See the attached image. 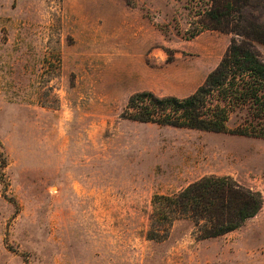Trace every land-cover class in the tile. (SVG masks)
I'll return each mask as SVG.
<instances>
[{"label": "rangeland", "instance_id": "obj_1", "mask_svg": "<svg viewBox=\"0 0 264 264\" xmlns=\"http://www.w3.org/2000/svg\"><path fill=\"white\" fill-rule=\"evenodd\" d=\"M253 25L264 0H0V264H264V202L223 236L147 238L154 195L205 175L264 200V139L120 117L135 92H194Z\"/></svg>", "mask_w": 264, "mask_h": 264}, {"label": "trees", "instance_id": "obj_2", "mask_svg": "<svg viewBox=\"0 0 264 264\" xmlns=\"http://www.w3.org/2000/svg\"><path fill=\"white\" fill-rule=\"evenodd\" d=\"M208 15L218 24L225 13ZM248 41L232 40L216 67L191 94L157 96L143 90L129 96L120 117L143 123L264 139V62L250 41L264 43V26L253 25ZM248 107L235 128L227 126L231 111ZM260 191L230 175H205L171 195H154L147 238L164 240L172 223L188 219L196 240L216 238L242 227L263 207Z\"/></svg>", "mask_w": 264, "mask_h": 264}]
</instances>
